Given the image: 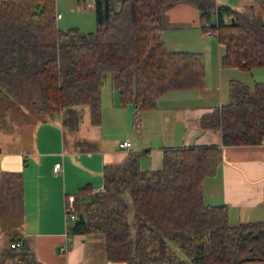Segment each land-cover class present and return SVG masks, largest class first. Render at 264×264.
Returning a JSON list of instances; mask_svg holds the SVG:
<instances>
[{
	"label": "trees",
	"instance_id": "trees-1",
	"mask_svg": "<svg viewBox=\"0 0 264 264\" xmlns=\"http://www.w3.org/2000/svg\"><path fill=\"white\" fill-rule=\"evenodd\" d=\"M96 30L58 27L56 0H0V101L21 95L24 85L52 120L62 110L87 106L90 122H103V76L112 73L120 105H133L135 122L159 108L174 90L206 78L201 52L171 50L163 38L158 9L178 3L197 7L224 45V68L251 71L264 66V21H255L215 0H93ZM205 32L207 27L202 26ZM31 101V100H30ZM204 129H220L222 146L164 149L159 168L145 169L143 152L130 151L118 164L105 165L104 187L91 184L74 196L70 235H102L109 262L125 264H241L264 262V219L232 224L227 204L205 200L203 184L216 176L223 147L255 146L264 140V82L253 89L230 81L229 102L200 118ZM129 192L137 235L129 223ZM24 180L0 172V219L23 206ZM8 232V263L43 264L23 235Z\"/></svg>",
	"mask_w": 264,
	"mask_h": 264
},
{
	"label": "crops",
	"instance_id": "crops-1",
	"mask_svg": "<svg viewBox=\"0 0 264 264\" xmlns=\"http://www.w3.org/2000/svg\"><path fill=\"white\" fill-rule=\"evenodd\" d=\"M172 8L169 14L174 25L181 24L183 26L185 24L196 29L200 28L198 9H194L188 3H178ZM181 12L190 13L187 17H183ZM62 18L61 16L58 20ZM199 37L202 38L201 35ZM204 37L212 36H207L204 33ZM163 38L169 47L164 36V27ZM218 46L224 48V45L219 42ZM221 56L219 64L222 68ZM23 87L24 93L21 95L12 93L6 98L17 96V98L20 97L29 102L31 100L27 92L29 86L25 84ZM168 94L160 102L165 100L164 98L168 101L175 100V98L167 97ZM111 95L115 109L122 108L119 91L114 86ZM223 104L220 101L218 106H182V114L178 117L183 126L182 133L177 135L173 130L161 129L160 131L166 130V136L170 141L168 144H163L164 147L158 146V148L143 144L140 146V142H135L132 149L131 141L126 139L130 142L128 149L121 148V142L117 146L105 149L99 139H90L85 135H75L69 148H66L64 130L55 121L61 117V124L65 125L69 119H73L78 127L83 107L62 110L50 120L53 121L50 125H48L50 121L46 118L45 125H41L46 127L43 130H41V126L39 127L34 148L28 152L22 148H9L7 142L2 140L0 172H17L22 175L24 180L23 206L20 213L3 217L11 226L8 229H13L17 225L16 229H20L18 232L23 235L21 243L30 246L43 264H125L107 261L102 235L76 234L72 237L68 233L71 221L67 222L66 206L69 199L74 198L73 195L87 184H91L94 191L102 190L105 165L120 163L130 151L143 152L141 159L143 168L155 169L160 167L162 153L166 148L222 146L221 130L202 128L200 118L203 114L211 112ZM88 114L90 119V113ZM170 119L171 122L174 120L173 117ZM48 126L53 128L51 134L48 133ZM101 126L102 124L96 127ZM162 138H164L163 135ZM47 147L50 148L43 149ZM223 154V161L216 176L204 181L205 200L210 204H227L232 224L264 219V144L223 147ZM56 163L62 165L60 172L54 171ZM17 219L18 222L11 221ZM66 235L70 236L71 245L68 253L61 254L59 247L65 241ZM241 264H264V262L246 261Z\"/></svg>",
	"mask_w": 264,
	"mask_h": 264
},
{
	"label": "rangeland",
	"instance_id": "rangeland-1",
	"mask_svg": "<svg viewBox=\"0 0 264 264\" xmlns=\"http://www.w3.org/2000/svg\"><path fill=\"white\" fill-rule=\"evenodd\" d=\"M215 2L217 4H228L255 21H264V0H215ZM56 4L58 14L63 17L58 20L60 29L79 28L85 33L96 30L93 0H56ZM191 6L197 9L194 5ZM172 7L158 9V14L164 27V36L169 48L175 51L183 50L203 53L206 61V80L185 90L168 92L167 97L175 98V100L168 101L164 98L165 100L160 102L156 111L143 113L142 121L138 124L135 122L133 105H127L118 110L115 109L111 95L113 75L112 73H107L103 76L104 101L101 127L90 124L87 106L81 108L82 112L80 113L78 127L73 119H69L65 125L61 124V117H58L55 121L64 130L66 148H69L75 135H85L90 139H99L105 149L117 146L120 142L127 141L126 139L131 141L132 149L135 142H140V146L143 144L146 146L151 145L153 148L164 147L165 145L163 144H168L170 141L166 136V130H173L177 135H180L183 131L181 119L178 118L182 114V106H218L220 101L224 104L228 103L231 80H239L251 87V89H253L255 83L264 82V66H256L251 71H243L239 68L231 67L221 68L219 57L224 54L225 48H219L216 35H212L209 38L204 37L205 32L202 30V26L206 22L202 23L200 21L199 29L185 24L183 26L179 24L180 27L174 25L169 14V11L173 9ZM189 13L181 12V15L187 17ZM214 21L215 17L213 16L210 23ZM38 91L29 102L20 97L17 98V96L0 101V147L2 140H5L9 148H22L26 150L25 152L34 148L33 145L38 137L39 127L45 125V120L46 118L48 119L47 114L41 112L40 106L37 105L40 99ZM172 117L174 120L171 122L170 118ZM50 123H53V121H50L48 125ZM45 127L41 126V130ZM52 129V127L48 126V133L51 134ZM161 129L166 130L160 131ZM162 135L164 138H162ZM93 146L95 148V145ZM48 148L50 147L43 149L47 150ZM124 198L130 207L129 223L135 237L137 235L136 228L133 225L135 222V209L128 191L125 193ZM11 221L18 222V219ZM10 227L5 218L0 219V262L5 261L8 263L10 261L7 256L8 249L16 251L11 249L8 231L15 230L14 228L17 225L13 229H8ZM17 230L20 231V229ZM71 236L74 237V235Z\"/></svg>",
	"mask_w": 264,
	"mask_h": 264
},
{
	"label": "built area",
	"instance_id": "built-area-1",
	"mask_svg": "<svg viewBox=\"0 0 264 264\" xmlns=\"http://www.w3.org/2000/svg\"><path fill=\"white\" fill-rule=\"evenodd\" d=\"M61 14L57 15V18H61ZM212 23L210 22H206L205 26L207 27V30L205 31V35L207 36H212V35H216V31L214 29H212L211 27ZM261 144H264V140L262 141ZM120 147L123 149H128L130 147V142L129 141H124L123 143H120ZM62 169V165L61 163H56L54 166V171L55 172H60ZM100 191V190H97ZM96 191V192H97ZM73 202H74V198L71 197L68 201V205L66 206V219L67 222L69 221H73L75 219V215L73 214V210H74V206H73ZM71 245V238L70 236L66 235L65 241L60 245L59 247V252L61 254H66L69 252V248ZM17 247H22V243L21 242H17L16 243Z\"/></svg>",
	"mask_w": 264,
	"mask_h": 264
}]
</instances>
